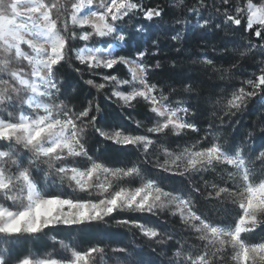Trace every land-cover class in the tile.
<instances>
[{"label": "snow or ice", "instance_id": "obj_1", "mask_svg": "<svg viewBox=\"0 0 264 264\" xmlns=\"http://www.w3.org/2000/svg\"><path fill=\"white\" fill-rule=\"evenodd\" d=\"M169 15L173 41L235 34L227 66L197 53L199 75L162 79ZM101 96L123 122L101 123ZM258 135L264 0H0V264H264Z\"/></svg>", "mask_w": 264, "mask_h": 264}, {"label": "trees", "instance_id": "obj_2", "mask_svg": "<svg viewBox=\"0 0 264 264\" xmlns=\"http://www.w3.org/2000/svg\"><path fill=\"white\" fill-rule=\"evenodd\" d=\"M162 5H167L168 0H155ZM173 16L169 15L165 17V23L163 25V30L158 31L157 29H153V32L159 35L160 47L163 49L160 54V59L162 61L163 67L159 70L161 78H167L169 76L179 75L185 71L188 72L189 75H199L198 65H193L188 60L189 55H193L197 53H206L210 57H215L218 64H224L227 66L226 61L230 57V51H222L223 47H227L231 50L235 45L232 43L237 37L235 34L228 32L227 34L224 32H208L205 34L199 29H195L189 31L185 29L182 33L183 39L180 42L171 40V36L175 35V32L169 31L172 28H179V25L172 23ZM135 46V40H133V47ZM176 47H180L181 51L177 53L175 51ZM213 47L216 48V51L213 52ZM177 60L178 63L173 68L171 67L169 61ZM245 63H252L251 59L246 61ZM251 70L250 68L248 69ZM87 78V77H85ZM70 84L72 87L76 89V91L72 92V96L79 101H82L85 97L91 98L92 95H95V90H89L88 86L84 85L82 82L77 83L78 78L75 77L74 74L70 75ZM71 90V89H70ZM101 108H102V124H112V123H121L124 121V117L127 115V110L121 109L118 105L112 103L104 99L103 96L99 99ZM139 112H142V109H138ZM137 118H141V116H137ZM255 119V115H246L244 117V125H250L252 121ZM244 125L241 126V131H243ZM264 144V139H262L259 135L255 140V147H260ZM111 151V149H110ZM52 235H55L53 233ZM69 235L67 230L61 231L59 233L58 238H65ZM98 235V230L95 228L85 229L80 237L82 240H91ZM108 235L112 242H118L121 240H125L123 235V230L116 229L113 227ZM127 239H131L130 237ZM53 247V242L48 238L44 237L42 240L35 241L32 244H25L22 242L20 244L19 250L25 251L28 248H31L32 251H41V250H51ZM159 251V249L157 250ZM146 259H154L155 257L145 256Z\"/></svg>", "mask_w": 264, "mask_h": 264}]
</instances>
